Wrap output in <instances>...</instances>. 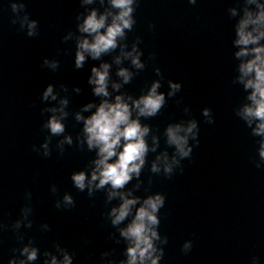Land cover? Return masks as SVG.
Listing matches in <instances>:
<instances>
[{"label": "clouds", "instance_id": "1", "mask_svg": "<svg viewBox=\"0 0 264 264\" xmlns=\"http://www.w3.org/2000/svg\"><path fill=\"white\" fill-rule=\"evenodd\" d=\"M196 2L188 0L192 5ZM79 3L83 11L75 16V31L69 30L62 41L75 44V69H83L89 60L98 61L91 66L87 78L95 99L73 111L70 109L71 96L80 94L81 87L74 85L69 89L64 83L47 84L39 97L44 105L40 109L41 116L46 117L41 124V132L45 135L39 146L32 145V151L48 158L53 151L63 155L65 146H75L81 152L93 154L82 169L71 172L70 180L77 191L86 192L89 198H94L98 192L104 193L105 217L115 229L108 234V239L117 245L124 244L121 259H115V249H111L100 253V264L109 256L108 264H161L168 244V237L160 232V213L166 197L161 192H150L141 176L149 165V154H155L150 161V173L166 178L177 171L182 173L183 161L191 160L194 148L200 143V123L192 116L190 107L184 106L185 118L164 127L165 147L158 153L161 135L144 121L157 117L168 101L182 90V84L169 79L167 92L161 91L164 75L160 67L153 64L157 79L146 84L139 95L126 90V86L145 70L147 62L155 57L153 52L148 61L142 59V37L136 36L131 43L128 40V34L136 25L139 0H79ZM8 6L12 13L10 23L18 25L17 30L27 37H37L39 22L30 17L25 0H8ZM227 14L235 20L231 41L235 66L231 83L244 93L233 111L254 138L256 155L252 163L264 169V0H236V6L227 8ZM154 27L149 25L150 30ZM59 66L56 57H45L41 64L52 72ZM176 103L179 106L181 101ZM201 115L207 124L215 123L210 108L204 107ZM69 118L74 128L79 126L75 136L67 130ZM54 138L59 139L53 142ZM151 183L150 176L148 185ZM130 184L132 186L128 187ZM141 190L146 194L138 195ZM50 191L57 197L54 207L58 211L76 206L70 192L59 196L55 184L50 185ZM33 212L32 193L28 190L18 218L11 224L0 222V232L12 231L18 245L11 249L7 264H35L41 257L42 264H73L75 252L59 242H53L51 249L43 251L34 237H28L25 242L26 233L22 229H32ZM50 230L46 222L39 225L42 233ZM192 248L193 241L186 239L181 252L186 255ZM258 259L253 256L251 261L258 264Z\"/></svg>", "mask_w": 264, "mask_h": 264}]
</instances>
